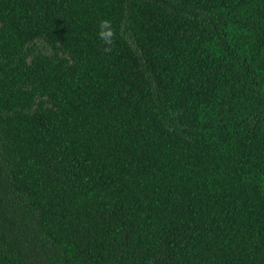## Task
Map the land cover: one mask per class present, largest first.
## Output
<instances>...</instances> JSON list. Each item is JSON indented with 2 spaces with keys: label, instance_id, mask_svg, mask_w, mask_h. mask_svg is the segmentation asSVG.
I'll return each instance as SVG.
<instances>
[{
  "label": "trees",
  "instance_id": "obj_1",
  "mask_svg": "<svg viewBox=\"0 0 264 264\" xmlns=\"http://www.w3.org/2000/svg\"><path fill=\"white\" fill-rule=\"evenodd\" d=\"M0 264H264V0H0Z\"/></svg>",
  "mask_w": 264,
  "mask_h": 264
},
{
  "label": "clouds",
  "instance_id": "obj_2",
  "mask_svg": "<svg viewBox=\"0 0 264 264\" xmlns=\"http://www.w3.org/2000/svg\"><path fill=\"white\" fill-rule=\"evenodd\" d=\"M114 36H115V31L111 27V22L108 20H102L100 23V31L98 33V37L100 40L104 42L107 47H105L106 52L111 51V45L114 43Z\"/></svg>",
  "mask_w": 264,
  "mask_h": 264
}]
</instances>
